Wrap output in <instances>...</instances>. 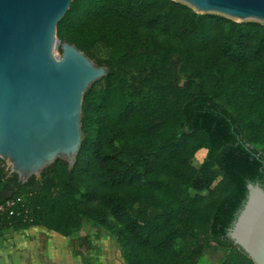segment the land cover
<instances>
[{
    "label": "trees",
    "instance_id": "1",
    "mask_svg": "<svg viewBox=\"0 0 264 264\" xmlns=\"http://www.w3.org/2000/svg\"><path fill=\"white\" fill-rule=\"evenodd\" d=\"M107 73L84 94L73 166L22 183L0 159V239L107 230L126 264H255L227 236L264 188V24L174 0H73L57 26ZM207 153L202 161L197 154Z\"/></svg>",
    "mask_w": 264,
    "mask_h": 264
},
{
    "label": "water",
    "instance_id": "2",
    "mask_svg": "<svg viewBox=\"0 0 264 264\" xmlns=\"http://www.w3.org/2000/svg\"><path fill=\"white\" fill-rule=\"evenodd\" d=\"M73 0H0V159L22 183L58 158L73 166L89 87L107 73L69 42L55 55L57 26ZM200 14L264 24V0H174ZM58 49V48H57ZM8 169V170H7ZM227 236L264 264V188L248 184Z\"/></svg>",
    "mask_w": 264,
    "mask_h": 264
},
{
    "label": "rangeland",
    "instance_id": "3",
    "mask_svg": "<svg viewBox=\"0 0 264 264\" xmlns=\"http://www.w3.org/2000/svg\"><path fill=\"white\" fill-rule=\"evenodd\" d=\"M55 55L60 57L57 46ZM206 153V149L200 150L197 154L199 162ZM4 241L2 245L8 253L0 251L1 264H126L115 237L107 230L89 224L70 237L33 226L8 232L0 239V242ZM222 254L223 249L211 245L202 264L215 263Z\"/></svg>",
    "mask_w": 264,
    "mask_h": 264
},
{
    "label": "built area",
    "instance_id": "4",
    "mask_svg": "<svg viewBox=\"0 0 264 264\" xmlns=\"http://www.w3.org/2000/svg\"><path fill=\"white\" fill-rule=\"evenodd\" d=\"M14 199H7L4 203L0 204V212H4L8 210L9 214L12 215L14 213L13 206L15 205Z\"/></svg>",
    "mask_w": 264,
    "mask_h": 264
},
{
    "label": "crops",
    "instance_id": "5",
    "mask_svg": "<svg viewBox=\"0 0 264 264\" xmlns=\"http://www.w3.org/2000/svg\"><path fill=\"white\" fill-rule=\"evenodd\" d=\"M2 244H5V241L2 243V242H0V251H2V252H6V253H8L7 252V248H3L4 247V245H2ZM6 250V251H5ZM7 255V254H6ZM1 256H2V254H1V252H0V261L2 262V260H1ZM7 263H8V260H7ZM1 264V263H0ZM9 264V263H8Z\"/></svg>",
    "mask_w": 264,
    "mask_h": 264
}]
</instances>
